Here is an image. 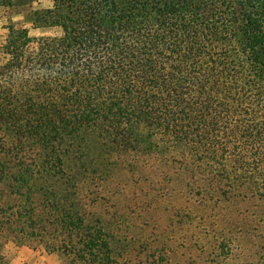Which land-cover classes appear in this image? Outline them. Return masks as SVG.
<instances>
[{
    "label": "trees",
    "instance_id": "16d2710c",
    "mask_svg": "<svg viewBox=\"0 0 264 264\" xmlns=\"http://www.w3.org/2000/svg\"><path fill=\"white\" fill-rule=\"evenodd\" d=\"M40 1L0 0V264H264V0Z\"/></svg>",
    "mask_w": 264,
    "mask_h": 264
},
{
    "label": "rangeland",
    "instance_id": "374dc122",
    "mask_svg": "<svg viewBox=\"0 0 264 264\" xmlns=\"http://www.w3.org/2000/svg\"><path fill=\"white\" fill-rule=\"evenodd\" d=\"M35 6L45 7L50 5V0H41L39 3H35ZM0 11V43L4 40L7 32L8 16L2 14ZM21 16L12 17L13 21H18ZM30 33L34 35L38 34H55L58 33L57 28H51L48 30H39L30 28ZM156 199L153 202L155 215L150 219L153 229L147 232L146 238L156 240L158 251L156 255H163L164 248L174 249L176 257L183 259L188 250H194L199 248L200 245L193 247L194 243L191 239H187L188 224L180 222L181 215L170 216L168 208L171 204V200L166 196H155ZM155 224V225H154ZM202 230V229H201ZM190 231V229H189ZM193 231V230H192ZM159 238V239H158ZM1 253L4 255V261L6 264H59L60 259L56 253H46L40 249H33L27 246H16L15 244L8 242L2 248ZM146 253H143L142 257H145Z\"/></svg>",
    "mask_w": 264,
    "mask_h": 264
}]
</instances>
